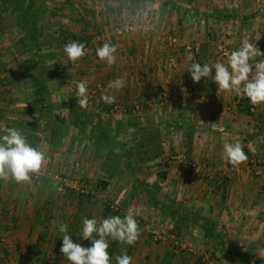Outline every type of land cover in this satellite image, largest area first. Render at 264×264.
I'll list each match as a JSON object with an SVG mask.
<instances>
[{"label": "crops", "instance_id": "crops-1", "mask_svg": "<svg viewBox=\"0 0 264 264\" xmlns=\"http://www.w3.org/2000/svg\"><path fill=\"white\" fill-rule=\"evenodd\" d=\"M62 3L64 15L57 18L76 33L66 42L57 38L58 47L83 42L87 54L74 68L53 64L52 74L40 75L22 61L36 44L54 49L47 43L49 33L43 32L40 41L29 36L21 42L17 24L13 44L8 35L1 36L0 136L6 128L18 129L46 154L42 169L47 175L70 173L76 163L82 178L105 180L96 184L99 189L120 193L122 187L129 204L124 213L135 210L139 237L132 245L112 239V264L125 252L132 257L130 264H193V252L172 251L163 240L155 245L146 225L155 228L160 222L199 247L198 255L207 251L216 256V264H264V102L254 105L234 91L219 89L212 76L193 82L187 70L193 62L227 65L232 51L244 43L264 52V0H156L154 7L161 8L150 17L138 12L137 0ZM143 19L150 25L128 28ZM120 24L126 28L123 33L116 30ZM105 42L117 47L113 64L96 54ZM187 45L197 46L196 51ZM259 60L264 55L250 63ZM118 77L124 86L109 87ZM81 81L87 82L86 107L78 104ZM104 95L114 96V102L106 103ZM115 103L120 111L112 109ZM237 141L247 159L234 165L224 145ZM40 180L23 182L17 190L11 176L0 177V194L9 202L16 196L14 203H19L15 212L0 199L4 264L67 260L60 252L59 225L71 227L72 221L40 215L34 208L37 194L43 201L46 197ZM138 202L147 205L135 206ZM85 210L76 208V217L79 211L90 212ZM149 213L152 221L147 222ZM76 221L72 239L86 246L88 241L79 237L83 219ZM45 233L58 244H41Z\"/></svg>", "mask_w": 264, "mask_h": 264}, {"label": "clouds", "instance_id": "clouds-1", "mask_svg": "<svg viewBox=\"0 0 264 264\" xmlns=\"http://www.w3.org/2000/svg\"><path fill=\"white\" fill-rule=\"evenodd\" d=\"M64 51L73 62L86 54L85 44L77 41L65 44ZM116 52V45L109 42L96 49L97 56L108 64L116 62ZM260 55H264V52L251 43H244L239 49L232 51L227 65L222 62H193L187 70L193 82L212 76L219 89L234 91L238 96L247 97L256 105L264 102V60L256 61L254 65L250 61ZM123 86L124 81L119 77L109 83V87L113 88ZM77 94L78 104L86 107V81L77 84ZM102 99L106 103H113L115 97L104 95ZM224 151L234 165L247 159L239 141L225 143ZM46 159V154L30 144L18 129L6 128L5 134L0 136V177L11 176L17 183L29 182L33 174L41 171ZM59 232L63 233L60 252L71 264H112L108 238L132 245L139 237L137 220L131 214L123 217L108 216L99 222L96 217H85L79 237L80 240L90 241L88 246L74 241L73 234L68 231L66 224L59 225ZM115 259L116 264H130L132 257L125 252L117 255Z\"/></svg>", "mask_w": 264, "mask_h": 264}, {"label": "rangeland", "instance_id": "rangeland-1", "mask_svg": "<svg viewBox=\"0 0 264 264\" xmlns=\"http://www.w3.org/2000/svg\"><path fill=\"white\" fill-rule=\"evenodd\" d=\"M62 1L63 0H0V37L4 36V38H7L6 35H8V38H11L10 41L13 44L14 43L13 40L15 41V38L12 39V37L13 35L15 37L14 33L18 31V29L14 26L18 24V26L20 27V30H19L20 34L23 35L21 36V39H20L21 42H25V40L28 41L27 38H29V36L30 37L36 36V39L40 41L43 38V34H44L43 32H45L46 34L48 33L52 34L55 37L57 36L56 38H62V40H65L66 42V40L70 39L71 36H74L73 33H76V32L72 26L69 27L68 25L65 24L66 22L62 23L61 20L57 18V15H60V14L64 15L62 14V12H63V9L66 8V6L64 3H62ZM126 1L134 2V0H131V1L126 0ZM137 1L139 4L138 12L144 13V11H146V14L148 15L145 14V17L146 16L150 17L151 12H154L158 9L160 10L161 8L160 5H157L158 8L154 7L156 0H147V2H145L146 0H137ZM127 5L128 4H126V6ZM80 8L82 7L79 6V9ZM84 8H89V7L88 6L84 7L83 5L82 9ZM55 15H56V18L54 21L51 17ZM20 16L23 17V21H20L19 19ZM29 23H31V25L34 28V32L32 35L30 32L27 33V30H26V25ZM150 23L151 21H149V19H146V20L143 19L142 21H140V23H135V24L132 23L131 25H136L137 27L149 26ZM115 27L116 28L123 27V25L120 24ZM63 29L69 32L68 36L62 35ZM26 33L28 35H25ZM52 45L54 49L51 48V49L44 50L43 48L39 47L38 44H36L28 51L29 53H27V56H25L26 58L25 57L23 58L24 61H22V63H27L29 67H32L33 70L37 74H40V75L52 74L54 70L53 64H57L59 66V64L65 63L66 65H68V68H74V65H76L77 60L75 62L70 61L64 51V47H58V44L56 43V41L53 42ZM11 48H13V46ZM189 51H196V49H192ZM37 59H38V62L36 61ZM36 62L38 64H36ZM23 69L25 70L24 73H27L25 66L23 67ZM78 167L79 166L76 163H74V165L71 167L72 171L70 173H65L62 171H59L56 173L55 171H51L47 175L48 172H45L44 175L41 176L39 179L32 178L30 180V181H33V180L37 181L41 179L40 180L41 183L40 182L39 183L41 184V186H44L45 190L47 191L44 201H43L44 196L41 198V194L40 195L37 194L36 196L37 200H35L34 202H31V204L34 205V208L38 207V210L40 211V215L43 212L44 213L47 212L46 215L49 218L55 217V218H62V219L65 218L67 220H71L73 225L71 224V227L68 226V231L72 233L73 236L75 235V232L77 230L76 226H78L79 224L76 220L84 219L85 218L84 215L90 214L91 218L96 217L98 222L102 221L104 218L108 216H112V214L108 215V212L105 213V210H106L105 208L108 204L111 205L112 210H113L112 212H114L113 213L114 216L119 215L123 217L128 214L133 215L132 212H135L134 209L130 213H126V212L124 213V208L127 207L129 204H128L127 195H123L122 193V190H121L122 187L117 189V191L118 192L120 191V193L112 192L111 189H109L108 191H105L104 186L103 188L99 189V187H97L96 184L99 182L100 183L99 185H101L105 180L100 179V178L96 179L95 177H92L91 179L89 177L82 178L81 174L79 173L80 171H78ZM46 175L49 177H46ZM262 178H263L262 180H263V186H264V175L262 176ZM66 182L73 184V186L75 185V187H72V188L67 187L65 185ZM32 184H35V183H32ZM23 185L24 184L22 183L12 184L13 189L16 188L17 190H22ZM76 185L77 186L83 185L88 190V192L81 193L78 189H76L77 188ZM6 188L8 189V187H4L3 194H5L4 191L6 190ZM136 197L140 198L139 199L140 201L141 200L143 201L142 196H136ZM2 198L3 200H5L4 203L2 202L3 205H8V207H10L9 208L10 210L17 212L19 203L17 202L14 203L16 196L13 197L12 202H9L6 200L7 195L0 194L1 201H2ZM28 203H29V200L27 201V204ZM131 204H132V201H131ZM138 205L140 206L142 205L143 207L147 204L138 202L137 205L135 206H138ZM49 208L52 209V211H50ZM76 208H79L82 210L83 209L90 210V212L88 213L85 212L83 215L79 211L76 217L75 215ZM61 214L63 215V217H61ZM147 215H148L147 218H145L148 220L147 222L152 221V217H150L151 216L150 213ZM141 218L143 220V217ZM161 223L162 222H160L155 227V230H162L163 232L170 233L171 236L173 237H177L174 235L175 233H173L172 231L169 230L168 227H166L165 223H163V226L161 225ZM152 229L153 227H151V225H148V224L146 225V230L148 231V233H150L153 236L154 238L153 242L155 243V245L158 246L159 243L157 242H160L163 240V241L169 242V245H167V249H170V250L172 249V251L177 250L172 241L157 238L155 234L152 232ZM45 235L46 236L40 235L41 239H43L41 244H43L44 240L53 243L52 239L48 238L49 235L47 233H45ZM108 239H109V247H111V250L109 248L108 251L111 254V251L113 250V246L111 243L112 238L109 237ZM54 243L58 244L57 242H54ZM54 243H53V247L56 246ZM89 244H90V241H88L86 246H88ZM2 245L4 246V244ZM194 247H195L194 248L195 252L192 254L194 256L193 264H216L218 260L216 256L211 254V259L208 260L206 258V254L209 252L206 251L202 255H198L197 251L200 252L201 249L199 247H196L195 244H194ZM54 261H56L54 260V258H47L45 260L35 259L34 263L35 264L53 263ZM64 261L65 262H63V264L64 263L69 264L68 260H64ZM57 262H60V261L57 260ZM0 264H4V263L0 262ZM10 264H14L13 260H10Z\"/></svg>", "mask_w": 264, "mask_h": 264}, {"label": "built area", "instance_id": "built-area-1", "mask_svg": "<svg viewBox=\"0 0 264 264\" xmlns=\"http://www.w3.org/2000/svg\"><path fill=\"white\" fill-rule=\"evenodd\" d=\"M135 26L136 25L128 26V28L130 29V27L133 28ZM116 30L119 33H123L124 27H117ZM170 38H171V40L173 42L175 41V39L173 37H170ZM196 48H197V46L187 45V49L188 50H192V49H196ZM111 106H112V109L115 110V111H120L122 109V106L120 104H117V103L112 104ZM183 158L185 159V157H183ZM190 164H191V162H190ZM43 175H44V170L41 169L40 172L33 174L32 178L33 179H39ZM65 185L67 187H71V188L75 187V185L73 186V184H70L68 182H66ZM76 187H77L76 189H78L81 193H87L88 192V190L83 185H78V186L76 185ZM152 232L159 239L171 240L177 250H188V251L193 252V253L195 252V249H194V247H193V245L191 243H187V242H185L184 240H182L179 237H173V236H171L170 233L163 232L162 230H155V228L152 229ZM206 258L208 260H210L211 259V253H207L206 254Z\"/></svg>", "mask_w": 264, "mask_h": 264}, {"label": "trees", "instance_id": "trees-1", "mask_svg": "<svg viewBox=\"0 0 264 264\" xmlns=\"http://www.w3.org/2000/svg\"><path fill=\"white\" fill-rule=\"evenodd\" d=\"M56 16V15H55ZM20 21H23V17H21L20 16ZM26 30H27V33L28 32H30L31 33V35L33 34V32H34V28H33V26L31 25V23H29V24H27L26 25ZM26 33V35H28ZM62 35L63 36H68L69 35V32H67V31H65L64 29L62 30ZM32 37V36H31ZM56 41V43L58 42L57 41V38L54 36V35H52V34H49V38H48V40H47V43L48 44H52L53 42H55ZM248 111H250V110H248ZM106 210H105V213H107L108 212V215L109 214H112V216H114V212H112L113 210H112V207H111V205L110 204H108L107 206H106V208H105ZM117 213V212H116ZM43 234H41V236H42Z\"/></svg>", "mask_w": 264, "mask_h": 264}]
</instances>
